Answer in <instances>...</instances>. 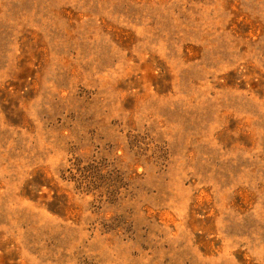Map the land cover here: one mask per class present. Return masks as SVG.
I'll return each mask as SVG.
<instances>
[{
  "label": "rangeland",
  "instance_id": "obj_1",
  "mask_svg": "<svg viewBox=\"0 0 264 264\" xmlns=\"http://www.w3.org/2000/svg\"><path fill=\"white\" fill-rule=\"evenodd\" d=\"M0 264H264V0H0Z\"/></svg>",
  "mask_w": 264,
  "mask_h": 264
}]
</instances>
